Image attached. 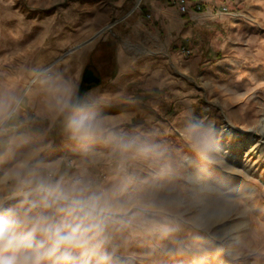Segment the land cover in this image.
<instances>
[{"label":"crops","instance_id":"crops-1","mask_svg":"<svg viewBox=\"0 0 264 264\" xmlns=\"http://www.w3.org/2000/svg\"><path fill=\"white\" fill-rule=\"evenodd\" d=\"M47 1L38 0L24 14L2 7L1 37L12 29L7 35L13 44L7 51L15 52L1 56V62L14 56L21 63H33L28 85L19 97L21 109L10 123L19 132L31 134L33 143L44 148V158L59 161L65 174L86 170L93 181L107 184L116 176L120 160L110 148L97 144L95 150L105 155L90 163L65 137L62 118L57 117L52 98L40 81L58 79L73 93L89 55L102 57L109 41L114 52L112 72L103 85L91 87L83 97L109 118L116 131L127 132L134 120L142 118L143 134L150 139L167 136L168 110L198 108L201 99L217 107L219 117H226L227 107L237 102L240 93L256 90L264 77L244 68L258 54L238 46L243 39L253 45L250 33L258 25L264 26L260 0H143L138 11L134 10L137 0H76L65 6ZM26 33L32 38L29 44ZM25 44L32 52L37 47L41 52L24 57ZM182 47L189 54L179 55ZM201 72L207 77L205 93L197 89L200 86L195 81ZM9 90L6 86L0 92ZM238 110L235 114L247 113L244 106Z\"/></svg>","mask_w":264,"mask_h":264},{"label":"clouds","instance_id":"clouds-1","mask_svg":"<svg viewBox=\"0 0 264 264\" xmlns=\"http://www.w3.org/2000/svg\"><path fill=\"white\" fill-rule=\"evenodd\" d=\"M67 140L89 162L104 157L103 145L119 157L112 182L93 181L85 170L72 175L59 161L44 158V148L31 134L10 122L21 109L18 96L0 92V264H125L119 239L134 222L153 224L147 213L165 204L151 199L128 162L157 165L151 179L173 173L166 149L147 134L116 131L83 95L73 96L58 79L42 78ZM184 139L192 153L211 163L218 150L217 132L196 119L189 120ZM155 230V227H153Z\"/></svg>","mask_w":264,"mask_h":264},{"label":"rangeland","instance_id":"rangeland-1","mask_svg":"<svg viewBox=\"0 0 264 264\" xmlns=\"http://www.w3.org/2000/svg\"><path fill=\"white\" fill-rule=\"evenodd\" d=\"M75 1L48 0L47 4L65 6L70 2L74 4ZM137 1L134 10L138 11L143 0L136 5ZM259 3L264 7V0ZM37 4L38 0H0V11L2 7H6L24 14L28 6ZM10 32H13L12 29L8 30ZM8 33H4L2 37L0 33V91L7 86L10 90L3 93L20 97L23 88L28 85L33 63H21L14 56L1 62V56L15 52L14 49L7 51L13 44ZM250 34L254 38L253 45H247V40L243 39L238 46L241 49H252L258 57L244 68L255 70L254 75H264V26L258 25ZM250 34L242 32L241 35ZM24 36L29 44L31 35L26 33ZM28 44L23 46L24 57L28 54L32 57V54L41 52L40 47L32 52V47ZM104 49L109 51L107 56L100 57L92 53L85 63V66L88 62L96 65L100 73V85L111 74L114 58L110 41L105 44ZM244 61L238 63L242 64ZM206 79L203 72L195 78L200 86L197 89L203 93ZM238 79L243 81L244 77L239 76ZM77 88L78 84L73 90V96H77ZM168 100L171 101V97ZM204 101L200 100L198 108L168 110L167 136L152 139L166 149V156L174 170L171 175L153 180L151 174L157 165L149 167L140 162L126 164L141 180L149 179L144 188L151 199L158 204L161 201L166 203L146 214L153 224L141 226L137 220L122 234L119 244L125 264H264V137L261 133L264 127V77L256 90L247 94L240 93L237 102L227 107L226 117H219L217 107ZM240 106L246 107V114H235ZM191 119L216 129L218 150L213 154L211 163L194 155L184 139L185 128ZM224 125L230 126V135L221 134ZM145 128L142 118H138L126 133L143 134ZM237 145L240 146L237 148ZM200 172L201 178L196 182L192 181L191 176L195 179ZM202 192L207 199L205 202L210 210L209 215L224 214V224L216 223L213 227L205 228L192 221L203 210V204H199ZM217 193L229 195L219 197ZM232 226H238L235 235L221 241L222 231H218V227L228 229ZM236 240L239 245L230 249L234 245L232 242Z\"/></svg>","mask_w":264,"mask_h":264},{"label":"bare ground","instance_id":"bare-ground-1","mask_svg":"<svg viewBox=\"0 0 264 264\" xmlns=\"http://www.w3.org/2000/svg\"><path fill=\"white\" fill-rule=\"evenodd\" d=\"M263 128L261 129V133L263 134V137H264V129ZM241 131H242V129H241ZM223 133L230 135L231 134V128H230V126H225L224 125L223 128H222L221 134H223ZM239 146L240 145H237L236 147L238 148ZM251 148L253 149V146ZM262 154H263L262 156H264V152ZM201 174H202V172L196 174V178L195 179H194L193 176H191V180L196 182L197 179H200L201 178ZM199 182L201 184V180H199ZM219 191H220V189H219ZM204 195H205L204 193L203 194H200V201H199V204H203V206H204L203 207V210L201 211V213L199 214V216H197L196 218L192 219V221L195 222V223H197L200 226L205 227V228L206 227H213V225L216 224V223L223 222V224H224V222H225L224 221L225 220L224 214L217 213V214H214L213 216H210L209 215V213H210L209 211L210 210L206 207L205 200H207V199H205L206 196H204ZM217 195L219 197H226L229 194H227V193L226 194H224V193H217ZM219 205H221V204H219ZM205 213H206L207 216L208 215L209 216L207 217L205 215ZM214 227H216V226H214ZM237 228H238V226H232V227H230L228 229H226V228L224 229L222 227H218V229H219L218 231H220V232L222 231V235H220L221 236V241H224V239H227V238H229L231 236L233 237L235 235V233L237 232ZM218 231H217V233H219ZM232 243H234V245L232 244L230 246V249H233V248H235V247H237L239 245V242L237 240L234 241V242H232Z\"/></svg>","mask_w":264,"mask_h":264},{"label":"water","instance_id":"water-1","mask_svg":"<svg viewBox=\"0 0 264 264\" xmlns=\"http://www.w3.org/2000/svg\"><path fill=\"white\" fill-rule=\"evenodd\" d=\"M140 1L141 0H138L136 5H138ZM115 23L116 21H114L107 27L101 29L97 34H95V36L92 39L98 36L101 32L111 28ZM99 83H100V75L99 72L96 70V68L92 65L86 66L83 70L82 78L78 86L77 96L83 95L86 90L90 89L93 86L98 85Z\"/></svg>","mask_w":264,"mask_h":264},{"label":"built area","instance_id":"built-area-1","mask_svg":"<svg viewBox=\"0 0 264 264\" xmlns=\"http://www.w3.org/2000/svg\"><path fill=\"white\" fill-rule=\"evenodd\" d=\"M198 8H199V7H198ZM189 52H190V51H189L187 48H185V47H182V48H180V49L178 50V54H179V55H182V56L189 54Z\"/></svg>","mask_w":264,"mask_h":264},{"label":"flooded vegetation","instance_id":"flooded-vegetation-1","mask_svg":"<svg viewBox=\"0 0 264 264\" xmlns=\"http://www.w3.org/2000/svg\"><path fill=\"white\" fill-rule=\"evenodd\" d=\"M90 65H92V66H94L95 68H96V70L99 72V70L97 69V67H96V65L95 64H93L92 62H88V64L86 65V66H90ZM85 66V67H86ZM99 75H100V73H99ZM82 78V77H81ZM81 81V80H80ZM78 90V89H77Z\"/></svg>","mask_w":264,"mask_h":264},{"label":"trees","instance_id":"trees-1","mask_svg":"<svg viewBox=\"0 0 264 264\" xmlns=\"http://www.w3.org/2000/svg\"><path fill=\"white\" fill-rule=\"evenodd\" d=\"M104 53L102 54V57L103 56H107L108 54H109V51L107 50V49H104V51H103ZM87 65V64H86ZM78 86H79V84H78ZM78 89V88H77Z\"/></svg>","mask_w":264,"mask_h":264}]
</instances>
